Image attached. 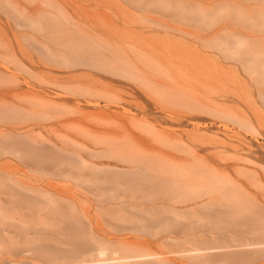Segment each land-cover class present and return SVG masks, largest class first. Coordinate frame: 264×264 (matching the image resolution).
<instances>
[{
  "label": "rangeland",
  "instance_id": "rangeland-1",
  "mask_svg": "<svg viewBox=\"0 0 264 264\" xmlns=\"http://www.w3.org/2000/svg\"><path fill=\"white\" fill-rule=\"evenodd\" d=\"M0 264H264V0H0Z\"/></svg>",
  "mask_w": 264,
  "mask_h": 264
},
{
  "label": "bare ground",
  "instance_id": "bare-ground-1",
  "mask_svg": "<svg viewBox=\"0 0 264 264\" xmlns=\"http://www.w3.org/2000/svg\"><path fill=\"white\" fill-rule=\"evenodd\" d=\"M66 38V37H65ZM78 43V42H77ZM75 44V43H74ZM14 186V185H13Z\"/></svg>",
  "mask_w": 264,
  "mask_h": 264
}]
</instances>
